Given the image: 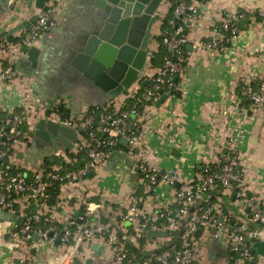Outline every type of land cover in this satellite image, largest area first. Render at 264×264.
Masks as SVG:
<instances>
[{"label": "crops", "instance_id": "obj_1", "mask_svg": "<svg viewBox=\"0 0 264 264\" xmlns=\"http://www.w3.org/2000/svg\"><path fill=\"white\" fill-rule=\"evenodd\" d=\"M175 1L162 2L156 11L157 20L151 28L147 64L152 63L154 54L159 51L157 38L162 33L163 19ZM194 1H198L196 10L189 12L184 21L186 28L183 33L188 39L183 52L186 65L177 79L175 93L160 106H156L155 102L142 107L140 118L131 115L130 128L135 124L131 130L143 134L150 161L159 167L158 183L152 184L146 178L137 159L128 153V143H122V137L119 146L109 152L106 162L95 172L86 178L59 185L54 205L57 223L74 219L78 225L84 226L90 223L117 225L120 236L134 250L146 255L166 247L182 248V229H159L167 232V236L151 237L143 229L139 230L137 223L125 220L123 215L133 203L149 216L165 208L175 210V189L184 182L200 180L206 165L218 161L230 136H234L242 152L240 169L243 170L247 190L252 195L264 197V106L252 109L243 95L245 81L253 73L264 75V52L250 54L257 47L264 49V0H189L188 4ZM35 8L36 1L33 3V0H0V34L30 20L29 13ZM245 16L249 20L248 26L239 29L229 41L225 40L222 47L209 49L205 46L217 35L225 19ZM97 19L98 10L93 0H61L55 26L43 32L34 45L40 49L35 66L23 50L16 67L29 81L38 111L57 110L63 120H68L72 117L78 119L91 108L110 104L123 109L126 107L127 95L107 100L103 91L86 84L70 65L77 40L89 31ZM26 29L14 32L8 38ZM4 59L5 55L0 50V73L5 66ZM152 65L153 71L161 66ZM17 84L0 76V112L10 113L11 116L13 111L23 106V91ZM44 113L40 112L30 119L26 143L16 149L18 166L27 170L31 178L34 170L47 171L45 164L48 160L51 162L48 166L52 168L61 162L70 164L64 154L69 157L87 154L84 151L76 154V144L72 149L61 146L56 151L54 143H43L37 137L28 136ZM83 134L79 131L78 141ZM173 170L179 172L180 180L176 184L163 181L162 177ZM208 203H211V208L221 204V211L229 213L234 223L250 221L251 214L236 191L212 195L193 208L198 209ZM88 208L92 210L91 216L85 213ZM217 210L214 209L215 212ZM28 211L35 214L37 206L31 205ZM3 213H0L1 220L17 223L20 217ZM200 229L193 240L196 253L194 264H241L238 254L224 237L216 234L214 227ZM146 230L157 229L147 227ZM33 234L29 242L30 264H52L57 254L65 250L59 242L53 245L40 236L34 239ZM9 241V234L5 232L0 237V264L19 262L17 254L8 245ZM248 244L251 250L253 243ZM74 264H115L113 245L100 237L88 241L79 247ZM250 264H264V255L256 247Z\"/></svg>", "mask_w": 264, "mask_h": 264}, {"label": "built area", "instance_id": "obj_2", "mask_svg": "<svg viewBox=\"0 0 264 264\" xmlns=\"http://www.w3.org/2000/svg\"><path fill=\"white\" fill-rule=\"evenodd\" d=\"M36 0H33V3ZM61 0H46L44 8H35L29 13L30 18L38 15V19L24 32L15 35L17 40L5 38L0 43V50L5 55V66L0 76L10 83H18L23 91V106L11 113L5 122L0 120V161L7 164L0 167V210L10 213L15 217H24L21 226L12 220L0 219V237L8 232L10 241L8 245L17 254L18 264H30L29 242L33 233H38L40 238L57 245H63L65 250L60 251L52 264H74L78 256L79 247L97 237L106 239L114 248L115 264H194L196 253L193 245L196 232L200 228L214 227L216 234L226 239L229 246L238 254L241 264H250L252 253L246 238H254L264 242V197L249 195L245 185L243 170L240 169L242 152L236 143L234 136H230L224 143L222 153L216 163H209L200 180L184 182L175 189V210L161 209L151 216L143 211L136 203H133L129 211L123 215L124 219L139 225V230L152 227L153 229H183L184 244L181 249L162 248L149 255L137 256L128 248L126 240L118 233V226L105 223H90L78 225L74 219H65L57 223L55 206L47 203L48 190L53 185H63L74 179H83L95 172L103 165L109 152L119 146L121 138L128 139V153L137 159L139 168L145 173L146 178L152 183H158L159 167L152 163L148 154V145L140 131L131 130V115L137 118L143 115L139 107H146L155 103L163 93L171 95L178 87L177 79L185 69L186 58L183 48L188 42L183 33L182 26L168 36L164 37L163 44L176 55L166 54L163 64L153 71L152 63L145 64L140 71L136 82L129 88L128 98L134 99L131 110L110 104L102 107L98 114L95 110L78 119L63 120L57 110L51 112L50 118L59 122L70 124L78 129H86L83 136L76 143V154L87 153V161L82 167H76L78 157H69L64 154L65 160L71 167L63 164L52 167L49 171L34 170L29 179L28 171L17 164V151L20 145L26 143L27 133L23 126L27 125L31 118L44 113V109H38L36 98L29 81L16 67V63L24 54V47H31L38 43L43 32L50 30L56 24V15ZM198 1L188 4L185 0L177 2L174 9V18L171 23L175 25L177 19L183 22L189 12L195 11ZM232 19H225L219 26L217 35L206 47L218 49L223 46L225 40H230L239 30L232 24ZM223 31H231V37L226 38ZM264 49L257 47L250 54L262 53ZM149 54V53H148ZM149 57V55H148ZM147 81L148 84L144 85ZM243 95L251 103L252 109L257 110L264 106V75L253 73L245 81ZM45 114V113H44ZM45 116V115H44ZM135 125V124H134ZM79 136V134H78ZM218 167L214 170L213 166ZM177 170L171 171L162 177V180L176 184L180 180ZM236 191L237 197L248 208L251 214L250 221L234 223L229 213L221 211L222 205L214 208H196L193 206L209 200L217 192ZM31 205L37 206L35 214L29 212ZM218 209L217 212L214 209ZM220 209V210H219ZM86 215L91 216L92 210L86 209ZM218 214L220 217H218ZM55 222L61 226L50 225L47 228H34V223L43 219ZM221 218V221H220ZM117 222V221H116Z\"/></svg>", "mask_w": 264, "mask_h": 264}, {"label": "water", "instance_id": "obj_3", "mask_svg": "<svg viewBox=\"0 0 264 264\" xmlns=\"http://www.w3.org/2000/svg\"><path fill=\"white\" fill-rule=\"evenodd\" d=\"M164 1L169 0H93L98 10V19L89 31L77 40L70 65L76 69L86 84L103 91L107 100L121 94L128 95L129 88L136 82L147 62L151 28L157 20L156 11ZM45 2L46 0H36V7L43 9ZM37 19L38 15H35L30 20L1 33L0 43L11 37L14 32L29 28ZM23 50L28 53L30 61L35 66L40 49L31 46L29 49L24 47ZM147 84L145 81L144 85ZM167 98L168 94L163 93L156 101V106H160ZM50 114V110H47L45 116L37 121L35 129L29 131L28 136L37 137L43 143L47 141L54 143L56 151L61 146L72 149L78 141L79 131L85 132L86 129L83 127L76 129L70 124L51 119ZM131 129H134V125H131ZM122 143H128V139L123 138ZM3 212L0 211L1 214H4ZM23 222L24 217H19L17 223L22 225ZM143 232L151 237L168 234L165 231L146 229ZM33 238L38 239L39 234L34 233ZM245 241L253 243L252 253L256 247L258 252L264 255L263 241L254 238H246Z\"/></svg>", "mask_w": 264, "mask_h": 264}, {"label": "trees", "instance_id": "obj_4", "mask_svg": "<svg viewBox=\"0 0 264 264\" xmlns=\"http://www.w3.org/2000/svg\"><path fill=\"white\" fill-rule=\"evenodd\" d=\"M178 1H180V0H176L174 2V5L172 6V8L169 11V14L163 19L162 33L157 38L159 43H160V48H159V51L156 54H154V57L152 58V63L154 65H162L163 62H164V56L166 54L176 55L169 47H167L166 45L163 44V39H164V37L170 35L176 29L177 26L182 25L183 26V30L186 28L185 27V23L181 19H177L176 22H175V25H173L171 23V20L174 18V9H175V6H176ZM185 1L188 3L189 0H185ZM231 22H232V24L234 26H237L238 30H239V29L244 28V27L246 28L248 26L249 20L245 16L244 18H240V19L238 18L236 20H232ZM223 32L225 33L226 38H230L231 37V31H223ZM10 39L17 40L16 37H12ZM184 51H185V47L183 48V52ZM185 65H186V63H185ZM174 93H175V91H174ZM133 104H134V99L128 98L127 99V103H126V107L124 109L131 110V108L133 107ZM139 109L141 110L142 107L140 106ZM16 110H18V109H16ZM91 110H95L96 113L99 114L102 111V107L91 108ZM8 118H10V113L0 112V120H1V122H5ZM23 129H24L25 132H27V130H28L27 125H24ZM72 156H74V155H72ZM77 157H78V162H77V164L75 166L76 167L84 166V164L87 161V154H84V153L78 154ZM50 163L51 162L48 160L46 162V164H45V167H46L47 171H49L51 169V167L48 166ZM6 164H7V162L5 160L3 162L0 161V167L1 168H3V166L6 165ZM61 164H63L64 166H68L69 168L71 167V164L68 165L66 162H61ZM213 168H214V170H218V167H216L215 165L213 166ZM29 179H31V177H29ZM48 193H49V197L46 200L47 203L50 204V205H55L56 202H57V196L59 194V184L53 185L51 188H49ZM249 195H251V193H249ZM210 206H211V203H208L207 206L203 205L204 208H209ZM50 225L61 226L60 224H57L55 222L45 221L44 218L41 219L40 221L34 223L33 226H34V228H38V227L47 228ZM127 246L137 256L146 255L144 252L134 250L133 246H131L129 243H127ZM166 248H172V247H166ZM175 248L176 249H181V247H179V246H175Z\"/></svg>", "mask_w": 264, "mask_h": 264}]
</instances>
